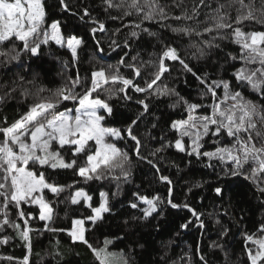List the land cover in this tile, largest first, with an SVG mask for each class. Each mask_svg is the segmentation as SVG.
Listing matches in <instances>:
<instances>
[{"label": "trees", "instance_id": "1", "mask_svg": "<svg viewBox=\"0 0 264 264\" xmlns=\"http://www.w3.org/2000/svg\"><path fill=\"white\" fill-rule=\"evenodd\" d=\"M65 3L71 11H66L60 0H45L47 23L59 21L66 38H82L83 43L77 49L78 58L74 60L69 49L50 42L42 45L37 57L22 54L19 62L14 61L8 65L0 63V97L4 98L0 101V127L19 120L33 103L50 96L70 79H74L77 73L84 81L94 69L118 66L122 75L144 87L155 72V66L148 62L157 59L156 54L164 45L177 48L181 57L198 76L206 74L212 80L231 81L233 90L242 91L247 99L264 105V95L251 88H237L233 73L242 63L229 59V54L237 55L239 51V47L231 41L217 39L214 43H218L219 48L206 49L207 54L202 57L198 54L193 56L195 49L191 45L200 44L201 39L211 40L210 35L203 38L178 36L164 25L171 24L175 27L180 22L145 21L142 28L146 27L157 35L149 36L140 32L139 39H136L131 37V32L136 29L129 22H138V17L112 19L111 17H119L122 13L114 8H107L105 0H65ZM160 3L172 15H180L185 5L191 7L190 0H185V5L181 7H176L177 0H160ZM255 3L260 7V0H255ZM85 9L90 15L81 19ZM200 19L203 20L204 16L201 15ZM93 20L104 23L105 31H97L93 35L92 28L98 27ZM125 24H129V27H124ZM246 30L264 31V25L253 22L247 25ZM125 41L130 47H124ZM98 48H103V52L98 51ZM132 57L136 59L132 60ZM121 58L125 60V65L135 64L139 67L142 76L135 77L131 68L120 66ZM166 63L170 65L171 71L165 74L159 84L175 89L191 103H210L209 97H202L204 86L191 73L185 72L178 62ZM120 86L117 84L114 87ZM76 90L81 91V88ZM217 93L222 95V90L218 89ZM100 95L102 99L106 98L104 94ZM128 95L133 97L131 101L123 99L122 94L109 100L114 116L104 122L105 126L123 131L130 122L129 118H135L142 110V106L135 101L144 99L146 94L136 93L130 88ZM148 100L149 111L133 128V134L141 141L142 155L153 160L159 171L135 157L134 142L130 138L115 141L116 146L128 152L131 157L129 167L132 175L127 181L84 182L72 170L44 169L49 182L66 186V190L59 196L45 190V199L54 209L53 220L48 226L67 230L72 219L82 218L90 213L91 209L87 208L84 201H81L84 206L70 203L68 198L76 190L88 192L93 197V206H99V194L105 192L108 193L112 211L105 213L102 221L89 228L86 238L96 247L102 246L106 239L111 240L110 250H123L129 264H203L201 256L207 264H250L246 244L254 246L245 240V235H259V229L264 225V194L258 190L257 183L247 178L250 170L245 166L243 175L225 177L222 170L227 168V163L204 156L197 158L176 149L174 143L178 133H174L170 125L175 120L187 118L184 106L180 104L172 107L177 100L175 96H157L153 93ZM65 107L72 108L73 104L65 102L59 110L63 111ZM199 114L207 112L202 108ZM214 139L216 138H205L200 151H214L217 146L227 142L221 138L220 145H216L213 143ZM185 142L190 144L187 138ZM55 147L54 144L53 148ZM62 154L65 159L72 158L67 151ZM83 160V156L77 158L78 165L82 166ZM209 164L212 166L209 167ZM161 175L169 177L172 184L167 185L161 181ZM259 179L264 181V176ZM77 180L80 182L75 183ZM260 186L264 187V183ZM217 187L222 188V193H216ZM169 188L173 202L187 204V208L174 209L167 203ZM138 195L149 199L159 196L163 201L159 205V213H154L146 220L140 218L141 209L147 205L138 200ZM133 202L140 203V207L131 208L130 204ZM23 208L25 213L32 212L36 215L38 212L36 205H23ZM193 210L199 215H194ZM8 219L23 227L14 207L8 209ZM2 220L3 215H0V221ZM45 223L38 219L29 220L34 229L29 234L30 252L28 242L21 239L18 230L11 223L0 228V241L5 237L8 240L7 243L0 242V264H23L25 257H28L29 264H95L93 254L87 246L81 242L73 243L67 231H48L44 227ZM185 223L188 227H181ZM225 231L228 232L227 236L223 235ZM8 257L12 259L9 260Z\"/></svg>", "mask_w": 264, "mask_h": 264}, {"label": "snow or ice", "instance_id": "2", "mask_svg": "<svg viewBox=\"0 0 264 264\" xmlns=\"http://www.w3.org/2000/svg\"><path fill=\"white\" fill-rule=\"evenodd\" d=\"M190 3L191 7H188L185 0H177L176 7L185 6L180 15H172L160 0H105L107 8H114L122 13L119 17H111L112 19L138 17V22H129L136 29L131 32V37L136 39H139L140 32L149 36L157 35L146 27L142 28L145 21L161 23L173 20L180 22L179 25L164 26L178 36H211V40L201 39L200 44L191 45L195 49L193 56L198 54L202 57L207 54L206 49L219 48L220 45L214 43L217 39L231 41L239 47V51L237 55L229 54V59L242 63L233 73L237 88H251L252 91L264 95V31L246 30L247 25L253 22L264 25V0H260V7L256 6L255 0H190ZM60 4L66 11H71L65 0H60ZM47 15L45 0H0V58H3L0 63L8 65L14 61L19 62L22 54L37 57L41 53L42 45H48L50 42L69 49L74 60L78 58L77 49L83 43L82 38H66L61 31L60 22L47 23ZM89 15L85 9L81 19ZM201 15L204 16L203 20L200 19ZM92 22L98 25L92 28L93 35L97 31H105L104 23L95 20ZM129 24L124 27H129ZM96 43L99 44V41ZM124 47H130L127 41ZM98 51L103 52V48H98ZM156 55L155 61L148 62L155 66V72L144 87L134 83L132 78L122 75L118 66L94 69L84 81L77 73L74 79H70L50 96L33 103L19 120L6 127H0V209H3L0 212V215H3L0 228L11 223L12 227L18 230L21 239L28 242L29 252V234L34 230L29 220L38 219L46 222L44 227L48 231H67L73 243L81 242L87 246L93 254L95 264H129L123 250H110L111 240L106 239L102 246L96 247L86 238L89 228L102 221L105 213L112 211L108 193L101 192L99 206H93V197L88 192L83 189L76 190L68 198L70 203L81 205V201H84L87 208L91 209L90 213L82 218L72 219L67 230L48 226L53 220L54 209L45 199V190L59 196L66 190V186L49 182L44 169L72 170L73 174L84 182L127 181L132 175L129 167L131 157L111 140L130 138L134 142L135 157L158 172L159 169L153 160L140 152L141 141L133 134V128L149 111L148 97L153 93L157 96H175L177 100L172 107L182 104L185 108L187 118L175 120L170 125L174 133H178L174 143L176 149L197 158L204 156L210 160L227 163V168L222 170L225 177L243 175L247 166L250 170L247 178L257 183L258 190L264 194V187L260 186L264 181L259 179L264 176V105L247 99L242 91L233 90L231 81L212 80L206 74L198 76L181 57L177 48L171 45H164ZM131 59L135 60L136 57ZM166 61L178 62L185 72L191 73L204 86L202 97H209L210 103H191L181 97L175 89L159 84L165 74L171 71ZM119 65L131 68L135 77L142 76L139 67L135 64L125 65L123 58ZM117 84L121 86L114 87ZM77 88H81V91H77ZM130 88L136 93L146 94L144 99L135 101L142 106V110L135 118H129L130 122L123 131L105 127L104 122L114 116L109 100L122 94L123 99L131 101L133 97L128 95ZM218 89L222 90V95H218ZM100 94H104L106 98L102 99ZM3 99L0 97V101ZM65 102H71L73 107H65L60 111V106ZM202 108L207 114H199ZM212 137L216 138L213 140L216 145H220L221 138L227 142L217 146L214 151L201 152L205 138ZM185 138L190 144H186ZM64 151L72 158L65 159L62 154ZM80 156L84 157L82 166L77 163ZM159 179L167 185L172 184L167 176L161 175ZM79 182L77 180L75 183ZM168 191L167 203L172 208L188 207L187 204L174 203L171 199V188ZM215 191L220 194L223 190L217 187ZM138 200L147 205L141 209L140 218L145 220L154 213L158 214L159 205L163 203L159 196L149 199L138 195ZM23 205L38 206L37 214L25 213ZM10 207L17 210L23 227L20 223L9 221ZM130 207L139 208L140 203L133 202ZM193 214L199 215L194 210ZM181 227L187 228L188 224L185 223ZM223 235L227 236L228 232L225 231ZM245 240L254 246L249 247L246 244V255L250 264H264V225H261L259 235L246 234ZM0 242L7 243L8 240L5 237ZM220 247L223 248L222 245ZM7 259L11 260L12 257ZM200 260L207 264L203 256ZM23 264H29L28 257H25Z\"/></svg>", "mask_w": 264, "mask_h": 264}, {"label": "rangeland", "instance_id": "3", "mask_svg": "<svg viewBox=\"0 0 264 264\" xmlns=\"http://www.w3.org/2000/svg\"><path fill=\"white\" fill-rule=\"evenodd\" d=\"M78 38V37H77ZM105 126V125H104ZM105 127H107V126H105ZM111 128H113V127H111ZM115 141H117V140H115V139H112L111 140V142H113V143H115ZM91 143V142H90ZM116 144V143H115Z\"/></svg>", "mask_w": 264, "mask_h": 264}]
</instances>
